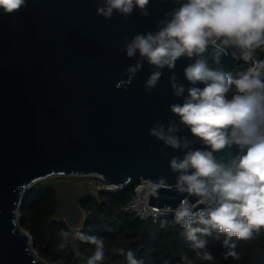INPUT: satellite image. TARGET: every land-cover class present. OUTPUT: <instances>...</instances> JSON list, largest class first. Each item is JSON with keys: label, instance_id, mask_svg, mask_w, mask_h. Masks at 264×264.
Masks as SVG:
<instances>
[{"label": "water", "instance_id": "water-1", "mask_svg": "<svg viewBox=\"0 0 264 264\" xmlns=\"http://www.w3.org/2000/svg\"><path fill=\"white\" fill-rule=\"evenodd\" d=\"M101 3L28 0L14 14L0 10V264H49L19 223L28 191L40 182L64 179L54 182V219L71 228L83 221L80 202L86 196L71 178L129 186L166 177L168 187L149 194L148 205L158 209L175 208L186 195L175 191L168 163L182 153L149 135L154 121L174 118L169 105L182 102L169 86L172 73L165 69L157 87L145 92L151 71L145 63L130 85L115 87L135 63L121 51L125 39L154 31L178 5L151 0L148 17L135 10L127 18L114 13L105 19L96 12ZM225 62L233 73L241 61ZM188 63L181 58L175 69L185 84ZM183 134L190 137L187 129Z\"/></svg>", "mask_w": 264, "mask_h": 264}, {"label": "clouds", "instance_id": "clouds-1", "mask_svg": "<svg viewBox=\"0 0 264 264\" xmlns=\"http://www.w3.org/2000/svg\"><path fill=\"white\" fill-rule=\"evenodd\" d=\"M28 0H0L4 14H14ZM151 0H102L97 15L112 19L114 13L127 18L135 10L148 17ZM178 6L163 14L155 30L126 38L121 49L135 63L122 73L115 87L130 85L147 63L150 74L145 92L155 89L167 69L169 86L182 102L169 105L173 119H157L149 135L165 148L179 151L168 163L175 174L174 189L183 195L172 213L185 230L192 255H181V264L214 262L206 237L219 239L224 260L241 259L237 242L250 240L264 231V0H174ZM186 58L181 83L175 69ZM226 59L251 66L233 76ZM187 129L189 135L183 134ZM196 144L201 145L195 147ZM234 150V151H233ZM168 157V153L161 152ZM168 187L166 177L151 185V194ZM193 198L195 200L193 201ZM63 249L70 239L94 245L84 264L105 259L103 238L82 231H61ZM235 238V239H234ZM127 264H143L132 250L120 248ZM55 264H64L57 260Z\"/></svg>", "mask_w": 264, "mask_h": 264}, {"label": "trees", "instance_id": "trees-1", "mask_svg": "<svg viewBox=\"0 0 264 264\" xmlns=\"http://www.w3.org/2000/svg\"><path fill=\"white\" fill-rule=\"evenodd\" d=\"M254 55L264 59V52L259 49ZM249 66L251 61H241L232 73L233 76ZM57 180L64 179L53 178L34 185L28 191L20 210V227L31 235L34 250L47 263L55 264L57 260H63L64 264H78L80 255L89 256L94 251V245L75 239H70L61 249L62 230L72 233L82 231L103 238L105 259L100 264H127L125 257L117 254L120 248L132 250L143 264H181L182 254H193L185 230L175 223L174 218L154 223L123 212L140 184L139 181L116 194L98 192L94 195L87 191L80 202L83 221L79 226L71 228L65 220L54 219L57 206L54 182ZM74 180L78 181L77 178L69 179L75 183ZM223 238L222 235L219 239L206 237L209 250L216 259L203 264H264V231L250 240L237 242L236 250L241 255L239 260L223 259Z\"/></svg>", "mask_w": 264, "mask_h": 264}, {"label": "built area", "instance_id": "built-area-1", "mask_svg": "<svg viewBox=\"0 0 264 264\" xmlns=\"http://www.w3.org/2000/svg\"><path fill=\"white\" fill-rule=\"evenodd\" d=\"M254 58L260 59L255 55ZM77 179L79 181V186L84 188L86 192L88 191L94 195H96L98 192L116 194L128 187L109 184L102 179L94 176L78 177ZM152 184L153 183L150 181H140V184L135 189L134 195L131 197L127 205L123 208V212L132 214L143 221H152L154 223L174 218L172 213L161 215V209L148 205Z\"/></svg>", "mask_w": 264, "mask_h": 264}, {"label": "rangeland", "instance_id": "rangeland-1", "mask_svg": "<svg viewBox=\"0 0 264 264\" xmlns=\"http://www.w3.org/2000/svg\"><path fill=\"white\" fill-rule=\"evenodd\" d=\"M74 182H75L76 185H78V183H79V181L76 182L75 180H74Z\"/></svg>", "mask_w": 264, "mask_h": 264}]
</instances>
